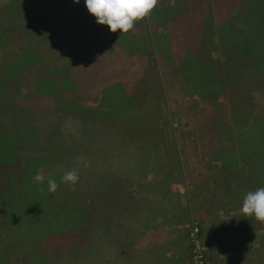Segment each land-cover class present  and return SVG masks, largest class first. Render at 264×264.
I'll return each mask as SVG.
<instances>
[{"label": "rangeland", "instance_id": "1", "mask_svg": "<svg viewBox=\"0 0 264 264\" xmlns=\"http://www.w3.org/2000/svg\"><path fill=\"white\" fill-rule=\"evenodd\" d=\"M21 1L0 0V10L12 9ZM33 1L37 3L38 0ZM170 1L158 0L155 7L158 11L155 10V14L152 11L150 16L157 14V18L154 25H150L153 29L150 39L141 37L140 41L137 40L140 42L138 47L124 50L116 47L114 52L118 53L122 63L119 69H126V72L115 78L113 66L116 54L110 58L104 55L100 58L101 66L95 71V81H82L90 83L88 87L91 92L78 96L70 88L64 99L69 108L101 111L103 115H100V119H105L104 122L110 125L103 137L104 147L111 148L110 155L100 164H103L101 168H107V162L110 165L119 163L124 176L118 182V197L126 192L132 196L131 204L134 206L128 208L133 211L131 214L122 213L121 201L118 202V229L135 231L132 241L136 244V231H147L144 242L134 248L135 257L129 260L116 250L114 242H107L104 238L100 242L98 237L94 240L91 230L76 233L78 236L73 234L74 227L66 232H58L78 215L91 217L96 212L93 209L96 203L87 196V185L80 177L72 186L61 181L66 171L50 172L38 158L22 159L23 162L15 160L20 147L12 144L16 135L10 129L11 114L0 107V113L5 112L0 117V155L3 149L7 155L6 159L0 158V264H194V226L198 228L196 240L203 264H264V223L257 222L254 217H245L240 212L244 196L249 191L264 187V174H256L241 192L223 195L219 204L212 201L218 199L219 192L207 191L208 184L213 183L220 191L219 186L222 187L224 180H227V184L233 182L230 176L212 174L217 168L216 158H220L216 151L224 146L232 149L236 135L232 118L234 115L235 119L243 116L254 105L255 96L252 97L247 90L251 82L249 75H254V83L259 80V83H264V56L262 63L245 74L242 77L244 83L231 93L234 110L230 109L227 113L216 111L218 107H213V103L222 105V93L226 92V88L222 89L220 84L224 74L215 78L214 68L206 71L192 68L188 66L186 58L180 67L183 59H179L175 49L170 51L166 48L165 23L160 17L161 10ZM20 14L21 11L14 15L19 17ZM12 21L10 19L6 24L11 26ZM139 28L141 33H145V27L139 25ZM106 34L109 33L103 31V35ZM129 34H134V31ZM113 38H116V33L110 40ZM255 41H260L256 48L264 46V34L256 37ZM1 46L7 49L10 44ZM228 50L223 49L225 53ZM217 57L218 54L212 53V58ZM176 61L179 64L176 65ZM133 88L146 90L142 94L137 93L134 98L131 95ZM205 92H208L206 97ZM242 95L248 97L246 104H242ZM204 97L212 105L207 111L196 114L195 108L203 106ZM212 108L214 111H211ZM215 114L216 118H221L219 127H227L224 133L216 136V129L199 131V125ZM90 116L95 119L96 115L92 113ZM97 124L92 123L88 131L99 129ZM253 126H257V123ZM124 128L140 133L137 134L140 138H144L141 134L146 133L145 136L158 142V145L151 147L152 150L161 146L169 152L179 146L183 148L188 178L182 182L181 169L176 163L169 164V157L160 153L153 155L151 152L150 167L141 170L137 162L141 166L144 163L135 149L132 151L131 146L128 148L129 145L123 143L119 134L123 133ZM37 141L28 138L23 147L34 146ZM3 142L7 143L5 148ZM227 142L229 144L225 145ZM45 144L40 139L35 149L40 150ZM72 150L82 152L84 148L73 147ZM208 154L213 158L210 159ZM223 158L227 157L220 159ZM41 169L50 174H45L43 183L34 182L35 175ZM49 179H54L59 185L54 193L48 191ZM84 242L83 247L81 243Z\"/></svg>", "mask_w": 264, "mask_h": 264}, {"label": "trees", "instance_id": "2", "mask_svg": "<svg viewBox=\"0 0 264 264\" xmlns=\"http://www.w3.org/2000/svg\"><path fill=\"white\" fill-rule=\"evenodd\" d=\"M261 2L172 0L166 4L164 10H161L160 18L165 23L163 29L166 48L170 51L175 49L179 59H183L180 67L186 58L188 66L192 68L203 71L214 68L215 78L224 74L220 79L222 89L226 88V92L222 93L223 104L213 103V107H218L216 108L218 112L227 113L230 109L234 110L231 93L244 83L242 77L245 74H249L257 64L262 63L264 54L261 50L264 46L256 48L260 41H255L256 37L264 34V1ZM34 3L35 5H32ZM155 10L158 11L154 8V14ZM19 11L21 14L16 17L14 14ZM156 18L157 14L137 22L134 29L128 33L115 32L116 38L112 40L119 39L118 43H115L110 40L114 33H111L107 26L96 23L95 17L86 10L84 0L75 3L73 0H38L37 3L33 0H23L12 9L0 10V107L2 110H9L10 129L16 135L12 144L14 147H20L17 153L14 151L16 153L14 159L23 162L27 158H38L50 172L75 169L87 185L85 188L87 196L96 203L93 206L96 212L91 217L87 214L76 216L58 232H66L74 227L73 234L78 236L91 230L94 240L98 237L100 242L103 238L107 242H114L113 244L117 245L116 250L129 260L135 257L134 248L144 242L147 231H136L138 235L136 244L132 241L135 231L118 229L117 222L120 219V213L117 214L118 202L121 201L122 213L129 214L133 211L128 208L134 204H131L132 196L128 192L118 197V182L124 176L121 165L119 163L110 165L107 162V168H101L103 164L100 162L110 155L111 148L103 145V137L106 135L104 131L110 125L104 122L105 119H100L101 111L81 107L69 108L64 99L70 88L75 90L74 94L78 96L91 92L88 85L95 81V71L101 66L100 58L104 55L110 58L116 54L113 66L115 78L126 72V69L123 71L122 68L119 69L122 63L119 61L118 53L114 52L116 47L122 50L138 47L140 44L138 39L139 41L141 37L145 38L144 40L150 39L153 30L150 25ZM10 19L14 20L11 26L6 24ZM139 25L145 27V33H141ZM103 31L109 34L103 35ZM132 31L134 34H129ZM130 39H134L136 44ZM4 44L10 46L5 49L1 46ZM224 48L227 50L230 48L228 54L223 51ZM212 53L218 54V57L212 58ZM106 68L109 69L108 66ZM253 76L252 73L249 75L251 82L247 90L252 97L255 96L253 100L255 103L243 116L236 119L235 115L233 116L232 126L236 128V135L232 149L224 146V149L216 151L220 158L223 156L227 158H216L217 168L212 174L230 176L233 181L227 184V180H224L222 187L219 186L220 191L213 183L207 185L208 192H219L218 199L212 200L216 201V204L222 202L223 195L230 196L241 192L243 186L250 180L253 181L252 178L256 174H264V83H259L260 80L254 83ZM86 79L90 83H82ZM50 87L53 90H49ZM139 89L133 88L131 95L134 98L137 93L142 94L146 90ZM204 94L206 97L208 92ZM243 95L242 104L248 98ZM205 97L202 99L203 106L195 108L196 114L207 111L212 105ZM2 113L5 114L1 112L0 117ZM92 113L96 115L95 119H91ZM220 119L216 118L215 114L213 118L199 125V131L216 129V136L219 133L221 135L227 127L225 129L219 127ZM94 122H98L99 129H95V132L88 131ZM255 123L257 126H253ZM122 131L123 133L119 134L123 143L129 145L128 148L131 146L132 151L135 149L140 161L144 163L141 166L137 162L141 170L150 167L151 152L153 155L160 153L169 157V164L176 163L181 169L182 182L188 178L183 148L179 146L178 149L169 152L161 146L152 150L151 147L158 145V142L149 139L144 135L146 133L141 134L144 138H140L137 135L140 133L128 128ZM28 138L38 140L36 144L40 139L46 144L40 150L35 149L36 144L23 147ZM227 144L229 142L225 145ZM6 145L7 143L3 142L4 148ZM73 147L78 149L83 147L84 151H73ZM1 152L0 158L6 159L4 149ZM208 155L210 159L213 158L211 154ZM43 172L44 175L50 174L46 170ZM59 206L61 207V204ZM85 243H81V246L84 247Z\"/></svg>", "mask_w": 264, "mask_h": 264}, {"label": "clouds", "instance_id": "3", "mask_svg": "<svg viewBox=\"0 0 264 264\" xmlns=\"http://www.w3.org/2000/svg\"><path fill=\"white\" fill-rule=\"evenodd\" d=\"M157 4L158 0H84L86 10L95 17L96 23L107 26L111 33L133 30L137 22L151 15ZM78 179L75 169L66 171L61 177L63 183L72 186ZM44 180L43 170H38L34 182L43 183ZM47 183L49 193H54L59 187L54 179H49ZM240 212L245 217H254L257 222L264 223V187L249 191L244 196Z\"/></svg>", "mask_w": 264, "mask_h": 264}, {"label": "built area", "instance_id": "4", "mask_svg": "<svg viewBox=\"0 0 264 264\" xmlns=\"http://www.w3.org/2000/svg\"><path fill=\"white\" fill-rule=\"evenodd\" d=\"M194 239H195V242H194V250H193V253H194V264H203L202 262V253L201 251L199 250V245L197 243V233H198V228L196 226H194Z\"/></svg>", "mask_w": 264, "mask_h": 264}]
</instances>
